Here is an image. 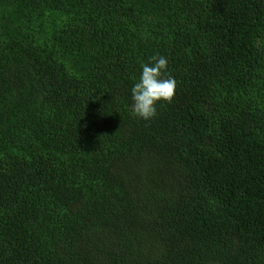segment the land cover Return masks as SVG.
<instances>
[{
	"label": "trees",
	"instance_id": "1",
	"mask_svg": "<svg viewBox=\"0 0 264 264\" xmlns=\"http://www.w3.org/2000/svg\"><path fill=\"white\" fill-rule=\"evenodd\" d=\"M0 264H264V0H0Z\"/></svg>",
	"mask_w": 264,
	"mask_h": 264
},
{
	"label": "clouds",
	"instance_id": "2",
	"mask_svg": "<svg viewBox=\"0 0 264 264\" xmlns=\"http://www.w3.org/2000/svg\"><path fill=\"white\" fill-rule=\"evenodd\" d=\"M141 68L139 80L131 88V111L134 116L150 121L157 115L158 103L173 101L177 82L168 74V59L163 55L150 57Z\"/></svg>",
	"mask_w": 264,
	"mask_h": 264
}]
</instances>
